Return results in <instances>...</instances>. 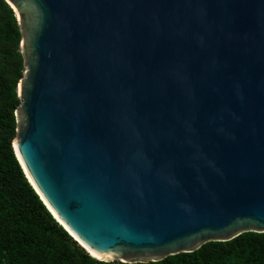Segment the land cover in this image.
<instances>
[{
	"label": "water",
	"instance_id": "95a60500",
	"mask_svg": "<svg viewBox=\"0 0 264 264\" xmlns=\"http://www.w3.org/2000/svg\"><path fill=\"white\" fill-rule=\"evenodd\" d=\"M5 1L15 156L92 258L264 233V0Z\"/></svg>",
	"mask_w": 264,
	"mask_h": 264
},
{
	"label": "trees",
	"instance_id": "16d2710c",
	"mask_svg": "<svg viewBox=\"0 0 264 264\" xmlns=\"http://www.w3.org/2000/svg\"><path fill=\"white\" fill-rule=\"evenodd\" d=\"M20 41L15 14L0 0V264H124L98 261L81 248L46 209L15 156L17 86L25 72ZM135 264H264V233Z\"/></svg>",
	"mask_w": 264,
	"mask_h": 264
},
{
	"label": "bare ground",
	"instance_id": "6f19581e",
	"mask_svg": "<svg viewBox=\"0 0 264 264\" xmlns=\"http://www.w3.org/2000/svg\"><path fill=\"white\" fill-rule=\"evenodd\" d=\"M93 255V254H92ZM94 257H97L98 259H100V260H104V259H102V258H100V257H98V256H96V255H93Z\"/></svg>",
	"mask_w": 264,
	"mask_h": 264
}]
</instances>
